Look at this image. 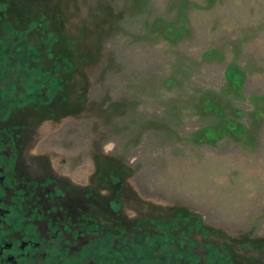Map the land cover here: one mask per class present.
Here are the masks:
<instances>
[{
    "label": "rangeland",
    "instance_id": "obj_1",
    "mask_svg": "<svg viewBox=\"0 0 264 264\" xmlns=\"http://www.w3.org/2000/svg\"><path fill=\"white\" fill-rule=\"evenodd\" d=\"M0 136L66 264H264V0H0Z\"/></svg>",
    "mask_w": 264,
    "mask_h": 264
},
{
    "label": "flooded vegetation",
    "instance_id": "obj_2",
    "mask_svg": "<svg viewBox=\"0 0 264 264\" xmlns=\"http://www.w3.org/2000/svg\"><path fill=\"white\" fill-rule=\"evenodd\" d=\"M12 152L3 149L0 142V264H66L67 256L82 250L83 230L76 228L78 238L72 244L64 238L67 226L55 223V216L68 208L76 212L82 208V201H73L56 180H48L43 202L20 206L14 193V175H19V170ZM50 197L56 201H50ZM98 243L94 241L96 247Z\"/></svg>",
    "mask_w": 264,
    "mask_h": 264
},
{
    "label": "clouds",
    "instance_id": "obj_3",
    "mask_svg": "<svg viewBox=\"0 0 264 264\" xmlns=\"http://www.w3.org/2000/svg\"><path fill=\"white\" fill-rule=\"evenodd\" d=\"M114 147H115V145L113 142H111V141L108 142L103 148L105 155L110 154V152L114 149Z\"/></svg>",
    "mask_w": 264,
    "mask_h": 264
}]
</instances>
